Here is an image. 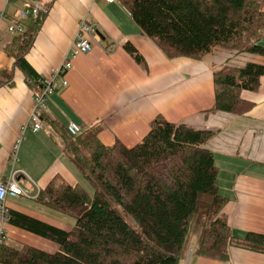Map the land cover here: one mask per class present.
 Returning <instances> with one entry per match:
<instances>
[{"label":"trees","instance_id":"1","mask_svg":"<svg viewBox=\"0 0 264 264\" xmlns=\"http://www.w3.org/2000/svg\"><path fill=\"white\" fill-rule=\"evenodd\" d=\"M263 1L121 0L140 30L168 58L201 60L217 49L231 54L212 71L211 110L233 114L250 109L252 103L241 92L257 89L264 75V62L255 59L264 57ZM44 16L39 14L5 46L14 65L30 77L35 71L25 52ZM124 48L142 60L130 43ZM11 78L12 71L0 69V85ZM49 124L57 128L54 121ZM213 134L157 116L141 141L128 147L118 140L104 145L97 127L76 136L64 128V150L92 193L55 175L36 199L74 223L65 229L10 210L11 225L57 248L4 243L0 264H185L192 255L227 260L233 246L264 252L262 234L236 237L220 217L227 197L219 191L218 166L207 147Z\"/></svg>","mask_w":264,"mask_h":264},{"label":"crops","instance_id":"2","mask_svg":"<svg viewBox=\"0 0 264 264\" xmlns=\"http://www.w3.org/2000/svg\"><path fill=\"white\" fill-rule=\"evenodd\" d=\"M46 1L44 19L25 52L35 77L28 76L7 56L5 46L14 35L7 32L5 24L1 27L0 69L12 71V78L10 83L0 85V180L21 170L33 183L27 196L6 198L9 211L54 225L59 222L53 217L63 218L54 213L57 210L38 202L36 196L55 175L71 185L85 180L64 150L62 132L69 121L80 124L83 131L97 127L104 145L118 140L130 147L140 142L150 122L161 116L170 122L214 131L207 147L218 166L219 191L227 197L220 217L236 237L248 232L264 236V75L257 89L241 92V97L252 103L245 113L211 110L212 71L231 55L227 51L217 49L201 60L168 58L140 30L121 0ZM14 5L16 0H0V8L6 12H11ZM83 17L97 25L92 49L72 60L65 72L67 87L54 92L47 101L44 120L51 132H32L24 126L33 95L39 89L36 80L60 65ZM126 43L137 50L140 62L124 48ZM255 59L264 62V57ZM49 121H54L57 128ZM5 226L6 243L12 247L24 243L46 250L54 247L52 241L9 222ZM56 226L67 229L63 224ZM191 264H264V252L233 246L227 260L192 255Z\"/></svg>","mask_w":264,"mask_h":264},{"label":"built area","instance_id":"3","mask_svg":"<svg viewBox=\"0 0 264 264\" xmlns=\"http://www.w3.org/2000/svg\"><path fill=\"white\" fill-rule=\"evenodd\" d=\"M106 3H113L116 0H101ZM46 0H16V5L11 12H6L0 8V44L1 27L6 25V30L12 35L21 34L26 30L28 23L35 20L39 14L47 11ZM97 37V25L83 17L77 25L69 49L57 67L51 69L47 77L37 79L38 91L33 95L32 108L24 128L32 132L45 130L48 128L44 114L47 110V101L50 96L68 85L65 72L71 68L72 60L79 54L88 53L92 49V40ZM69 134L76 136L83 131L80 124L69 121L66 125ZM16 147L12 152V160H16ZM31 179L21 170H14L6 179L0 180V245L6 243L7 229L5 224L9 221V209L6 205L8 196H27L31 186Z\"/></svg>","mask_w":264,"mask_h":264},{"label":"rangeland","instance_id":"4","mask_svg":"<svg viewBox=\"0 0 264 264\" xmlns=\"http://www.w3.org/2000/svg\"><path fill=\"white\" fill-rule=\"evenodd\" d=\"M81 185L89 192V193H92V186L86 181V180H81ZM55 211V210H54ZM54 213H57V215H61V217L63 218H60L59 216H55L53 217L52 219L55 221V222H59V223H56L57 224H63V227H71L72 224L74 223V219L71 218L70 216H67L65 214H61L57 211H55ZM59 213V214H58ZM60 226V225H59ZM62 226V225H61ZM198 235V224L195 226L194 228V232H193V240L197 237ZM55 243H54V247H49V250L50 251H54L56 248H55ZM189 254H190V251H189ZM185 264H191V257H188V259L186 260V263Z\"/></svg>","mask_w":264,"mask_h":264}]
</instances>
